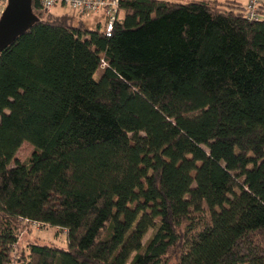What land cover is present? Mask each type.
<instances>
[{
  "label": "trees",
  "instance_id": "obj_1",
  "mask_svg": "<svg viewBox=\"0 0 264 264\" xmlns=\"http://www.w3.org/2000/svg\"><path fill=\"white\" fill-rule=\"evenodd\" d=\"M33 10L0 54V264L34 223L67 247L15 264H264V19L124 0L107 36Z\"/></svg>",
  "mask_w": 264,
  "mask_h": 264
},
{
  "label": "rangeland",
  "instance_id": "obj_2",
  "mask_svg": "<svg viewBox=\"0 0 264 264\" xmlns=\"http://www.w3.org/2000/svg\"><path fill=\"white\" fill-rule=\"evenodd\" d=\"M181 2L185 3L189 0H180ZM225 1V0H221ZM243 5H246L248 0H238ZM264 1V0H263ZM52 13L55 16H61L63 14H68L70 16H73L75 18L74 23L78 24L79 21L84 22V24L87 26V28L95 29L97 27V24L101 23L102 25L105 24V11L101 10L99 13H93V14H82L78 10H74L70 7H55L52 10ZM33 152V147L25 143L22 148L19 150L17 154V159L20 162H27L31 156V153ZM151 232L146 238V241L148 240ZM32 244H46L48 246H55V247H61L66 248L67 247V240H66V234L64 231L56 229V228H50V227H44V228H37L34 226V224H31V226L27 227L24 231V233L21 235L19 243L15 247V251L13 253V262L11 264H15V262L20 261L24 257L28 256L29 246ZM27 262V260H26ZM22 263V264H26ZM166 264H179V258L178 256H173L171 259L167 261Z\"/></svg>",
  "mask_w": 264,
  "mask_h": 264
},
{
  "label": "built area",
  "instance_id": "obj_3",
  "mask_svg": "<svg viewBox=\"0 0 264 264\" xmlns=\"http://www.w3.org/2000/svg\"><path fill=\"white\" fill-rule=\"evenodd\" d=\"M45 13H52L55 7H70L82 14L105 11L104 30L107 36L113 32L114 24L119 16L121 2L124 0H37ZM8 6V0H0V19ZM262 0H248L245 5V16L249 21L264 19ZM34 226L41 228L39 223Z\"/></svg>",
  "mask_w": 264,
  "mask_h": 264
},
{
  "label": "water",
  "instance_id": "obj_4",
  "mask_svg": "<svg viewBox=\"0 0 264 264\" xmlns=\"http://www.w3.org/2000/svg\"><path fill=\"white\" fill-rule=\"evenodd\" d=\"M38 21L33 0H8L6 11L0 19V54Z\"/></svg>",
  "mask_w": 264,
  "mask_h": 264
},
{
  "label": "crops",
  "instance_id": "obj_5",
  "mask_svg": "<svg viewBox=\"0 0 264 264\" xmlns=\"http://www.w3.org/2000/svg\"><path fill=\"white\" fill-rule=\"evenodd\" d=\"M236 1H238V0H236ZM238 2H239V1H238ZM262 3H263V7H262V8H263V12H264V1H263V0H262ZM244 6H245V5H244Z\"/></svg>",
  "mask_w": 264,
  "mask_h": 264
}]
</instances>
